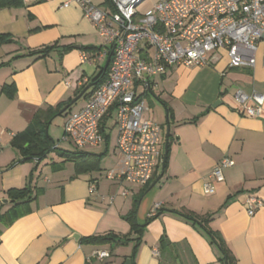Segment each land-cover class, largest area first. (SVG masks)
I'll return each instance as SVG.
<instances>
[{
  "label": "crops",
  "instance_id": "obj_1",
  "mask_svg": "<svg viewBox=\"0 0 264 264\" xmlns=\"http://www.w3.org/2000/svg\"><path fill=\"white\" fill-rule=\"evenodd\" d=\"M64 1L0 9V33L14 39L0 42V214L12 206L10 189L30 185L35 196L13 222L11 213L0 218V264H125L131 257L132 264H223L217 246L186 220L181 214L186 212L214 214L210 226L222 235L236 264H264V207L252 216L248 213L255 207L251 196L264 201V106L258 116L248 117L240 112L235 98L238 89L264 93V36L253 68L229 67L225 51L219 50L210 55L209 64L174 65L165 74L153 76L151 91L138 83V93L143 87L139 95L145 112L148 105L143 94L149 91L164 108L165 129L153 115H143L162 125L163 164L160 167L157 161L147 185L114 182L106 178L120 159L116 140L115 155L109 152L107 124L114 109L102 121L101 143L77 149L85 152L80 163L53 154L48 155L53 159L51 168L48 159L20 161L23 157L13 145L40 109L73 101L93 84L111 55L113 47L105 43L82 9L76 4L64 7ZM90 1L114 10L106 0ZM155 1L139 11L147 12ZM52 44L56 48L45 57L26 55ZM83 52L90 60H82ZM6 85L14 86L12 95L4 89ZM92 89L70 111L81 109ZM167 115L171 136L166 153ZM224 157L234 164L224 169L225 180L216 192L206 194L204 182ZM92 181H96L94 194L89 192ZM123 191L128 194L124 196ZM131 214L139 225L146 224L142 235L133 232L128 220ZM74 233L80 236L78 240L72 237ZM110 233L129 235V240H84ZM98 251L109 255L103 259L93 256Z\"/></svg>",
  "mask_w": 264,
  "mask_h": 264
},
{
  "label": "built area",
  "instance_id": "obj_2",
  "mask_svg": "<svg viewBox=\"0 0 264 264\" xmlns=\"http://www.w3.org/2000/svg\"><path fill=\"white\" fill-rule=\"evenodd\" d=\"M22 1L32 4L50 0ZM143 1L112 0L113 11L90 0H66L62 4L78 5L105 43L114 48L107 79L81 109L67 113L65 139L77 149L99 145L102 121L114 109L120 159L106 172V178L142 186L154 176L163 128L143 118L146 105L139 98L137 84L142 82L148 90L153 76L165 74L174 65L209 64L210 55L219 50L225 51L229 67L253 68L264 36V0H156L150 10L141 13L138 7ZM81 58L90 60L86 52ZM235 98L240 112L248 117L258 116L264 106V93L258 91L238 89ZM233 164L229 157L220 160L204 182L206 194L216 192L217 185L225 180L224 169ZM89 192H96V181L90 183ZM122 194L126 196L128 191ZM249 199L255 204L248 210L252 216L264 207V201L255 196ZM154 254L159 255V251L155 249ZM108 255L107 251L93 254L100 259Z\"/></svg>",
  "mask_w": 264,
  "mask_h": 264
},
{
  "label": "trees",
  "instance_id": "obj_3",
  "mask_svg": "<svg viewBox=\"0 0 264 264\" xmlns=\"http://www.w3.org/2000/svg\"><path fill=\"white\" fill-rule=\"evenodd\" d=\"M113 4L112 0H106V4ZM22 0H0V9L2 8H8V7H15V6H21L23 5ZM14 39L9 34H3L0 33V42H12ZM56 44L52 45H46L37 49H32L26 53V55H29L31 57L41 58L47 56L53 49L56 48ZM96 48V47H95ZM88 49V47L86 48ZM112 60V57H111ZM111 64V61H110ZM110 64L106 69H103L98 76H96L93 79V89L92 92L98 88L108 77ZM4 89L12 95L14 92V86L13 85H6ZM152 89H150L151 91ZM91 92V93H92ZM91 93H88L90 96ZM140 96L139 98H141ZM71 100L60 103L56 106H49L47 109H40L36 115L35 118L29 127L28 130H26L23 133H19L16 135V137L13 140V145L19 149L20 154L22 155V159L20 161H33L36 160L37 162H41L47 158L50 152L53 150H56L58 154L61 157H64L65 160H73V161H79L81 162V156L85 154V152L78 151V150H62L57 147H54L55 143L54 140L49 136L48 134V126L49 124L58 116L60 115H66L69 112L68 111L61 113L63 108L66 107ZM171 136V134H170ZM97 160V155H95ZM167 157V155L165 156ZM165 163L167 164V158ZM8 196L11 200L12 206L9 209V211L5 212L3 215L0 214V218L3 216H7L9 213H11V220L10 222H13L16 220V218L22 214L21 209H23L24 205H28L35 196L32 195V189L30 185H27L23 188H14L10 189L8 191ZM187 221L191 222L193 225H197L199 228H201L210 238L211 242L217 246L220 252V260L223 262V264H236V258L233 256L229 248L227 247L225 240L223 239L222 235L214 230L210 226V222L214 216V214L209 215H199L193 212H186L181 213ZM10 215V214H9ZM128 220L131 223L133 232L135 234L142 235L143 229L145 228L146 224L139 225L136 221V217L134 214H131L128 217ZM152 220L149 219V221ZM114 240L117 243H125L129 240V235H116V234H106V235H100V236H94V237H86L84 240ZM141 237H138V242L140 241ZM166 237L162 238V242L166 243ZM132 259V257H131Z\"/></svg>",
  "mask_w": 264,
  "mask_h": 264
},
{
  "label": "rangeland",
  "instance_id": "obj_4",
  "mask_svg": "<svg viewBox=\"0 0 264 264\" xmlns=\"http://www.w3.org/2000/svg\"><path fill=\"white\" fill-rule=\"evenodd\" d=\"M152 1L154 0H144L143 3H141L138 7V9L141 11V9H143L142 7H146L148 4H151ZM143 92V87H139V93L141 94ZM144 99L146 100V103L148 105V110L145 112L146 114H151L153 115L156 120L161 123L165 129L166 127V123H165V119L164 117H162V113H164V108L162 106V104L160 103V101L158 100V98L153 94L152 92H148L147 96L144 95ZM84 99L81 98L78 100V103L75 104L70 110H75L80 103H82ZM150 101L153 102V106H151ZM65 116L64 115H60L58 117H56L53 120V124L50 127V130L48 129V133L49 136L52 135V137L54 138V147H57L59 149L62 150H77L76 146L73 144V142L71 140H66L65 136H64V127H63V122H64ZM116 121V112L113 113V115L109 118L108 124H107V132L109 135V152L111 154V156H114V145H115V140H116V136H117V130L118 128L114 125ZM49 128V126H48ZM51 137V138H52ZM50 155H56L57 157L61 158L62 160H65L64 157H61L58 152L56 150H53L52 152L49 153ZM164 154H165V146H163L162 152H161V156L158 158V160L160 161V167L163 164V159H164ZM46 159L49 160L48 163H50V165H48L50 168L53 165V159H50V157L48 156ZM66 163V162H65ZM47 166V168H48Z\"/></svg>",
  "mask_w": 264,
  "mask_h": 264
},
{
  "label": "water",
  "instance_id": "obj_5",
  "mask_svg": "<svg viewBox=\"0 0 264 264\" xmlns=\"http://www.w3.org/2000/svg\"><path fill=\"white\" fill-rule=\"evenodd\" d=\"M76 47H79V45H77ZM113 50H114V48L112 49L111 55L109 56V59H108V61H107V64H106L105 68H107L108 65H109V63H110L111 56H112V54H113ZM92 86H94V84H91V85L87 86V87H86V88H85V89H84V90H83V91H82V92H81V93H80V94H79V95H78L73 101H71L66 107L63 108V110H62L61 113H64V112L68 111V109L71 108L72 105H73L74 103H76L79 99H81V98L85 95V93H86V92H87ZM217 104H219V102L213 104V106L215 107ZM170 134H171V123H170V121H169V116L167 115V130H166V142H167V146H166V153L168 152V142H169ZM4 202H8V199H5ZM72 237L75 238L76 240H78V239L80 238V236H79L78 234H76V233H74V234L72 235ZM167 243H168V244H171L169 240H167ZM171 248H173V247L171 246ZM125 264H132V262H131V258H128V259L126 260V263H125Z\"/></svg>",
  "mask_w": 264,
  "mask_h": 264
}]
</instances>
